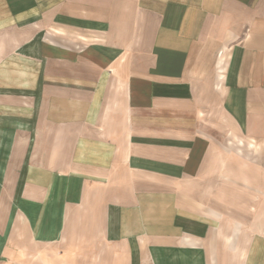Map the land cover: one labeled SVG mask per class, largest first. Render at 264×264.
Segmentation results:
<instances>
[{
	"label": "crops",
	"instance_id": "obj_1",
	"mask_svg": "<svg viewBox=\"0 0 264 264\" xmlns=\"http://www.w3.org/2000/svg\"><path fill=\"white\" fill-rule=\"evenodd\" d=\"M0 264H264V0H0Z\"/></svg>",
	"mask_w": 264,
	"mask_h": 264
},
{
	"label": "rangeland",
	"instance_id": "obj_2",
	"mask_svg": "<svg viewBox=\"0 0 264 264\" xmlns=\"http://www.w3.org/2000/svg\"><path fill=\"white\" fill-rule=\"evenodd\" d=\"M228 254H229V253H225V254H224V253L221 251L219 255H220V256L222 255V257L225 255V257L227 258V257H228ZM229 258H230V257H229Z\"/></svg>",
	"mask_w": 264,
	"mask_h": 264
}]
</instances>
